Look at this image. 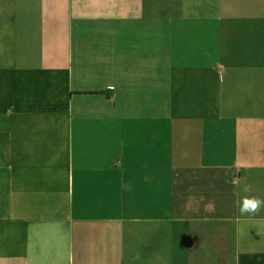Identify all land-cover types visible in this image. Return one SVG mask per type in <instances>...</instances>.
Wrapping results in <instances>:
<instances>
[{
    "label": "crops",
    "instance_id": "0c3cea01",
    "mask_svg": "<svg viewBox=\"0 0 264 264\" xmlns=\"http://www.w3.org/2000/svg\"><path fill=\"white\" fill-rule=\"evenodd\" d=\"M0 156V264H264V0H0Z\"/></svg>",
    "mask_w": 264,
    "mask_h": 264
},
{
    "label": "water",
    "instance_id": "95a60500",
    "mask_svg": "<svg viewBox=\"0 0 264 264\" xmlns=\"http://www.w3.org/2000/svg\"><path fill=\"white\" fill-rule=\"evenodd\" d=\"M6 159L7 156H0V174L4 170ZM100 175L99 179L81 190L74 198L71 220L72 235L76 239L96 235L104 226L114 201L118 199L121 179L117 169L114 170L112 165H109ZM68 219L62 222L67 229L70 227Z\"/></svg>",
    "mask_w": 264,
    "mask_h": 264
},
{
    "label": "clouds",
    "instance_id": "9594fccd",
    "mask_svg": "<svg viewBox=\"0 0 264 264\" xmlns=\"http://www.w3.org/2000/svg\"><path fill=\"white\" fill-rule=\"evenodd\" d=\"M239 206L242 214L255 213L258 212L262 206H264V201L257 199H244L239 202Z\"/></svg>",
    "mask_w": 264,
    "mask_h": 264
}]
</instances>
